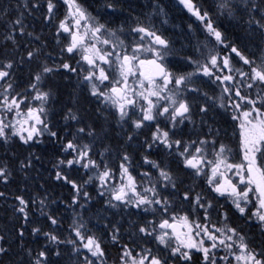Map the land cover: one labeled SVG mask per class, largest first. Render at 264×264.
Wrapping results in <instances>:
<instances>
[{"label": "snow or ice", "instance_id": "obj_1", "mask_svg": "<svg viewBox=\"0 0 264 264\" xmlns=\"http://www.w3.org/2000/svg\"><path fill=\"white\" fill-rule=\"evenodd\" d=\"M0 264H264V0H0Z\"/></svg>", "mask_w": 264, "mask_h": 264}, {"label": "trees", "instance_id": "obj_2", "mask_svg": "<svg viewBox=\"0 0 264 264\" xmlns=\"http://www.w3.org/2000/svg\"><path fill=\"white\" fill-rule=\"evenodd\" d=\"M174 14H175L178 18L181 17V16L183 15V13L178 12V11L175 12ZM177 22H179V20H177Z\"/></svg>", "mask_w": 264, "mask_h": 264}]
</instances>
